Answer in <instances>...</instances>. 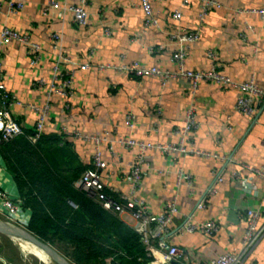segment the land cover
I'll list each match as a JSON object with an SVG mask.
<instances>
[{"label":"crops","instance_id":"0c3cea01","mask_svg":"<svg viewBox=\"0 0 264 264\" xmlns=\"http://www.w3.org/2000/svg\"><path fill=\"white\" fill-rule=\"evenodd\" d=\"M21 1L23 7L16 12L8 11L6 3L2 2L0 30L7 25L28 35L30 40L42 46L45 60L37 69L29 64L22 43L14 41L3 46L2 82L20 101L42 105L44 90L36 87L34 80L38 76L49 79L53 63V57L48 54L49 34L61 30L66 54L77 62L89 60L90 67L75 68V96L68 110L63 107L62 98L54 96L51 99L53 117L47 131L55 132L53 127L59 124L70 133L76 130L107 135L112 140V149L109 150L106 143L102 145L107 166L101 176L116 191L127 192L129 185L123 178L137 149L124 148L116 139L130 137L151 143L177 142L179 135L175 131L184 124L185 109L191 96L175 78L161 86L156 77L137 78L115 69L101 70L96 65L137 61L145 66L175 71L177 65L171 57L177 44L170 41L167 34L196 29L199 0H189L184 6L182 0H151L158 24L148 28L143 27L144 13L139 0H86L88 21L84 26L75 24L71 14L63 20L53 12L44 15L42 7L46 0ZM66 1L73 4L79 0ZM218 1L221 6L210 9L199 39L190 43L186 50L185 67L209 69L215 66L234 81H244L252 76L256 85H264V16L255 12H236L264 8V0ZM174 9H180L182 13L179 21L171 17ZM247 24L252 28L248 29ZM104 29H108L109 34H105ZM241 34H245L244 39ZM209 51L215 54L214 59L209 56ZM240 94L236 87H222L205 81L199 84L195 93L198 127L185 145L207 150L217 157L204 158L181 152L173 153L170 158L155 151L146 154L149 168L136 196L155 214L161 213L174 195L177 197L178 213L170 224L167 242L184 249L189 264L205 263L219 254L236 252L245 228L246 208H258V224L264 222V181L242 166L264 165V101L258 105L254 116H244L234 110ZM128 111L136 116L133 129L124 125V114ZM12 113L27 126L33 125L36 119L34 112L18 106L12 107ZM65 139L71 142L80 160L90 166L93 144L70 135H65ZM179 169L191 175L193 192L185 184L177 185ZM236 171L239 176L233 177ZM216 175L221 181L215 180ZM243 179L258 191L256 196L241 188ZM210 185L215 192L205 195L203 209H195L197 200ZM188 214L194 222L212 219L218 224V230L210 235L184 231L182 224ZM119 219L130 225L126 214L120 215ZM244 264H264V234Z\"/></svg>","mask_w":264,"mask_h":264},{"label":"built area","instance_id":"2783aa9c","mask_svg":"<svg viewBox=\"0 0 264 264\" xmlns=\"http://www.w3.org/2000/svg\"><path fill=\"white\" fill-rule=\"evenodd\" d=\"M189 0H182V6L187 5ZM6 3L8 11L16 12L23 7L21 0H0ZM86 0H79L77 3L69 4L66 0H46L42 13L47 15L50 12L57 14L62 20L67 14H71L72 20L79 26H84L88 21V12L85 8ZM221 6L218 0H199V10L197 13V26L195 30L183 32H169L168 39L177 44V50L173 52L171 59L177 65L175 71L161 69L156 66H145L137 61L129 64H97L101 70L115 69L118 72H124L134 77H156L161 86H164L167 80L175 78L181 82L183 87L191 96V101L187 105L184 114L183 126L175 131L179 135V140L172 143H151L130 137H119L116 139L124 148H135L137 152L135 159L128 164V172L123 181L129 185L127 192L116 191L111 185L103 181L101 171L106 168L107 162L103 158L102 145L107 144L108 149H112V140L107 135H94L72 131L59 124L53 127L56 134L64 138L70 135L75 139H81L84 142L93 144L91 154V165L87 167L74 182V186L85 193L88 197L96 201L105 211L120 218V215L126 214L127 221L133 230L138 234L140 243L149 261L146 264H169L171 261H177L181 264H189V257L186 251L167 242L170 233V224L173 217L178 213L177 197L174 195L165 205L164 210L155 214L152 213L147 204L136 196V192L141 185V179L149 168L146 154L149 151L158 152L166 157H171L175 152H181L184 155L193 154L198 157H217V154L207 150L189 147L185 142L191 139V133L198 127L196 119L195 93L201 82H212L222 87H236L241 91L234 104V110L244 116L252 117L256 114L259 106L264 101V85H256L253 77L244 81H234L228 76L220 73L215 66L209 69H188L185 67L186 50L190 43L197 41L200 36V30L210 9ZM139 7L144 13L143 27L157 26L158 20L153 11L151 0H139ZM255 12L264 16V8L239 9L236 12ZM174 21H179L182 17L180 9H174L171 13ZM248 29L252 26L247 24ZM105 34H109L108 29H104ZM245 38V34H241ZM50 49L49 53L53 57L51 74L48 80L38 76L34 80L36 87L44 90V103L37 105L35 103L22 102L13 93L8 91L2 82V52L1 48L11 42L22 43L26 49L29 58V64L34 68H39L45 60L42 46L30 40L29 36L22 34L7 25H3L0 30V144L9 142L18 136H25L31 143H36L42 134L48 130L49 121L52 119L51 99L58 96L63 99V107L69 109L71 99L75 96L74 74L75 68L88 69L90 62H77L72 60L65 52L63 47V33L61 30H53L49 34ZM150 50H153L152 48ZM209 56L215 58V54L209 51ZM18 106L29 109L34 112L36 119L31 126L18 120L12 113V107ZM124 125L133 129L136 126V116L128 111L124 114ZM226 160L225 157H220ZM247 167L250 172L257 175L264 181V165L259 167L242 165ZM239 171L233 173V177H238ZM215 180L221 181L216 175ZM185 184L190 192H193L192 177L179 169L177 174V185ZM241 188L244 191L252 192L254 196L258 191L247 180L243 179ZM215 189L208 186L202 197H200L195 209L205 207V195H211ZM75 206L74 204H72ZM260 210L249 207L245 210V228L241 237L240 247L236 252H225L204 262L195 264H244L245 258L249 255L254 246L258 243L264 234V222L258 224ZM191 214L184 216L182 228L186 232L199 231L210 235L218 230V224L212 219L191 221ZM31 211L24 206L23 198L20 196L13 176L4 165L0 154V220L13 223L21 228L29 230ZM127 224V223H126ZM137 261L142 263V258ZM0 264H16L0 252ZM104 264H115L113 260L106 261Z\"/></svg>","mask_w":264,"mask_h":264},{"label":"trees","instance_id":"16d2710c","mask_svg":"<svg viewBox=\"0 0 264 264\" xmlns=\"http://www.w3.org/2000/svg\"><path fill=\"white\" fill-rule=\"evenodd\" d=\"M0 154L31 211L29 230L51 245L70 248L74 264H104L110 258L115 264L149 261L133 228L74 186L89 166L70 141L46 130L34 144L25 136L0 144ZM6 245L13 244L0 236L2 250Z\"/></svg>","mask_w":264,"mask_h":264},{"label":"water","instance_id":"95a60500","mask_svg":"<svg viewBox=\"0 0 264 264\" xmlns=\"http://www.w3.org/2000/svg\"><path fill=\"white\" fill-rule=\"evenodd\" d=\"M0 236L10 240H21L28 242L41 250L53 264H74L57 248L50 243L40 239L30 230L21 228L13 223L0 220ZM169 264H181L177 261H171Z\"/></svg>","mask_w":264,"mask_h":264},{"label":"rangeland","instance_id":"374dc122","mask_svg":"<svg viewBox=\"0 0 264 264\" xmlns=\"http://www.w3.org/2000/svg\"><path fill=\"white\" fill-rule=\"evenodd\" d=\"M13 245H6L2 250L0 246V252L4 251L5 254L9 257L11 261L16 264H53L49 259H45L44 257L35 254V252H31V248L29 246H24L21 241H12L10 240ZM57 248L60 252L65 254L69 259H71L68 255L71 252L70 248L62 247L61 245H52ZM72 260V259H71ZM109 261V260H107ZM106 262V261H105Z\"/></svg>","mask_w":264,"mask_h":264},{"label":"bare ground","instance_id":"6f19581e","mask_svg":"<svg viewBox=\"0 0 264 264\" xmlns=\"http://www.w3.org/2000/svg\"><path fill=\"white\" fill-rule=\"evenodd\" d=\"M14 241H16V240H14ZM18 241H21V240H17L16 242H18ZM21 243L24 244V246H29V248H31V252L33 250V252H35V254H38V255L44 257L45 259H48L47 256L41 250H39L37 247H35L34 245H32L28 242H25V241H21Z\"/></svg>","mask_w":264,"mask_h":264}]
</instances>
